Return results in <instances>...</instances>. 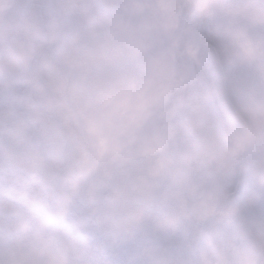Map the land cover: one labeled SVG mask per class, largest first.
I'll list each match as a JSON object with an SVG mask.
<instances>
[{
  "label": "clouds",
  "instance_id": "obj_1",
  "mask_svg": "<svg viewBox=\"0 0 264 264\" xmlns=\"http://www.w3.org/2000/svg\"><path fill=\"white\" fill-rule=\"evenodd\" d=\"M0 264H264V0H0Z\"/></svg>",
  "mask_w": 264,
  "mask_h": 264
}]
</instances>
